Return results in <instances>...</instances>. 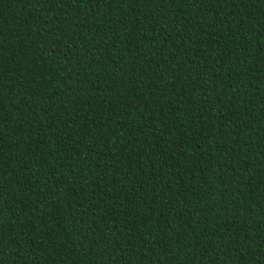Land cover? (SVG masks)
Wrapping results in <instances>:
<instances>
[{"label": "trees", "instance_id": "1", "mask_svg": "<svg viewBox=\"0 0 264 264\" xmlns=\"http://www.w3.org/2000/svg\"><path fill=\"white\" fill-rule=\"evenodd\" d=\"M0 264H264V0H0Z\"/></svg>", "mask_w": 264, "mask_h": 264}]
</instances>
